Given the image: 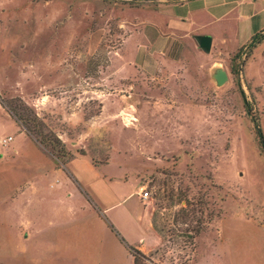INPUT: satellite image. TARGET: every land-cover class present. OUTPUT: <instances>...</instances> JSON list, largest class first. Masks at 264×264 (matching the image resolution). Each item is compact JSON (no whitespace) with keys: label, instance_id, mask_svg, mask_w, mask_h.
<instances>
[{"label":"rangeland","instance_id":"obj_1","mask_svg":"<svg viewBox=\"0 0 264 264\" xmlns=\"http://www.w3.org/2000/svg\"><path fill=\"white\" fill-rule=\"evenodd\" d=\"M144 6L0 0V137L16 133L6 111L39 143L53 139L42 145L59 162L88 153L146 189L160 240L139 264H264V151L251 119L264 135V56L190 49L174 73L146 77L121 57L131 23L126 58L161 56L162 41L142 33ZM217 69L228 73L220 85Z\"/></svg>","mask_w":264,"mask_h":264},{"label":"crops","instance_id":"obj_2","mask_svg":"<svg viewBox=\"0 0 264 264\" xmlns=\"http://www.w3.org/2000/svg\"><path fill=\"white\" fill-rule=\"evenodd\" d=\"M151 3L140 8L149 17L142 33L149 43L162 41L161 56L143 58L138 52L126 58V43L138 33L133 29L137 23H131L121 48L124 64L146 77L174 73L190 49L228 56L264 32V0ZM196 35L211 37L208 53L198 46ZM257 49L262 58L264 39L252 48L248 61ZM4 114L16 124V133L8 135L7 145L0 144L6 148L0 151V264H135L130 247L151 254L160 239L140 186L108 172L109 163L88 153L59 162ZM127 184L128 192L118 190Z\"/></svg>","mask_w":264,"mask_h":264},{"label":"trees","instance_id":"obj_3","mask_svg":"<svg viewBox=\"0 0 264 264\" xmlns=\"http://www.w3.org/2000/svg\"><path fill=\"white\" fill-rule=\"evenodd\" d=\"M126 1V0H125ZM141 1H143V2H154V1H156V0H141ZM260 35V36H259ZM264 39V35L263 36H261V32H259V33H256L255 35H253L252 37H251V40L249 41V43H247L246 45H244V46H242L241 48H239V50L238 51H240L241 49H247L248 48V51H252V48H254L258 43H260L262 40ZM248 55V54H247ZM246 55V56H247ZM245 56V57H246ZM247 58V57H246ZM246 58L245 59H243V62L245 63V61H246ZM245 60V61H244ZM243 63V64H244ZM243 102H244V107L247 109V111L248 112H250L251 111V104H250V101H248V100H246V98L244 97L243 98ZM251 119H252V121H253V123H254V128H255V130H256V134H257V136H258V139H259V142H260V144H261V147H262V150L264 151V135H263V132H262V129H261V127H260V124H259V116H257V117H251ZM40 143L41 144H43V145H45V144H51V145H53V144H55V141H53V139H51V138H48V137H41L40 139ZM66 162V161H65ZM65 162H63V163H65ZM130 251H131V253L133 254V256H134V262H135V264H139V262H138V259H139V257H141V258H143V259H145V255H143L139 250H137V249H135V248H132V247H130Z\"/></svg>","mask_w":264,"mask_h":264},{"label":"water","instance_id":"obj_4","mask_svg":"<svg viewBox=\"0 0 264 264\" xmlns=\"http://www.w3.org/2000/svg\"><path fill=\"white\" fill-rule=\"evenodd\" d=\"M195 39L201 50H203L205 53H208L210 51L211 37L209 35H196ZM214 78L216 80V83L220 85L227 80L228 76L226 71L217 69L214 73Z\"/></svg>","mask_w":264,"mask_h":264},{"label":"built area","instance_id":"obj_5","mask_svg":"<svg viewBox=\"0 0 264 264\" xmlns=\"http://www.w3.org/2000/svg\"><path fill=\"white\" fill-rule=\"evenodd\" d=\"M11 140L10 136L4 137V138H0V144L1 145H7V143ZM140 197L141 199L145 200L149 197V193L148 191L145 189H142L140 192Z\"/></svg>","mask_w":264,"mask_h":264}]
</instances>
